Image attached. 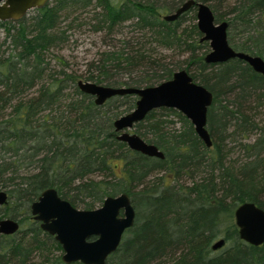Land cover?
Segmentation results:
<instances>
[{"label":"trees","instance_id":"trees-1","mask_svg":"<svg viewBox=\"0 0 264 264\" xmlns=\"http://www.w3.org/2000/svg\"><path fill=\"white\" fill-rule=\"evenodd\" d=\"M184 1L51 0L0 22V190L7 195L0 209L19 225L17 233L0 235V264H62L60 255L52 256L61 254L59 245L28 212L45 189L82 210L128 195L134 223L105 264H264V243L239 240L232 217L245 202L264 212V122L258 119L264 78L235 59L204 64L208 45L199 42L194 14L187 18L193 8L173 22L162 20ZM193 1L227 23L233 50L264 62V0ZM82 10L107 42L77 74L51 51L67 41L61 22ZM178 70L211 94L205 124L211 146H203L177 111L159 108L131 132L154 145L162 160L116 140L112 122L133 109L134 96L95 106L76 87L77 81L149 87ZM235 149L241 158L234 160ZM218 239L224 245L213 252Z\"/></svg>","mask_w":264,"mask_h":264},{"label":"water","instance_id":"water-1","mask_svg":"<svg viewBox=\"0 0 264 264\" xmlns=\"http://www.w3.org/2000/svg\"><path fill=\"white\" fill-rule=\"evenodd\" d=\"M47 1L0 0V22L18 20L28 11L42 7ZM191 8L194 9L195 27L200 34L199 42L208 45V52L202 58L204 64L218 65L235 59L264 78L262 59L233 50L226 39L227 23L217 22L204 2L186 0L173 12L163 15L162 20L173 22ZM76 87L91 96L95 106H101L113 97L132 95L136 98L133 109L112 122L113 131L117 133L116 140L133 152L163 159L162 153L154 145L144 142L131 132L133 126L141 122L150 111L159 108L177 111L190 123L203 146H211L205 129L211 94L194 83L184 70L175 71L168 80L149 87H108L82 81H77ZM6 203L7 195L0 190V207ZM28 212L31 220L38 223L39 229L59 245L62 264H105L106 258L115 252L124 232L132 227L135 218L130 198L124 193L107 196L98 207L82 210L59 198L53 189L43 190L30 203ZM232 217L239 240L254 247L264 243V212L261 209L245 202L233 210ZM18 231L16 220L7 217L0 219V235L11 236ZM223 245V240L218 239L210 245V250L216 251Z\"/></svg>","mask_w":264,"mask_h":264},{"label":"rangeland","instance_id":"rangeland-1","mask_svg":"<svg viewBox=\"0 0 264 264\" xmlns=\"http://www.w3.org/2000/svg\"><path fill=\"white\" fill-rule=\"evenodd\" d=\"M48 0L47 2H50ZM87 10L70 12L68 13V18L61 22L60 28L65 30V34L67 36V41L64 45L56 50H52L51 53L55 56H60L66 63L68 70L75 72L77 74H82L86 67L87 63L96 58V54L103 50L106 46L107 40L104 39V35L101 32H93L91 30V26L87 24L88 15L86 13ZM193 13H189L187 18ZM189 20H186L188 23ZM195 24V21L193 22ZM189 24V23H188ZM127 29H123V32H126ZM3 40V31L0 30V44ZM5 46L0 45V52L4 51ZM51 55V54H50ZM258 119L264 122L263 116H258ZM257 119V120H258ZM172 120V119H169ZM263 125V123H261ZM232 155V159H236L238 156L241 158V155L236 153ZM186 184L187 181L185 179L181 180V184ZM80 209V208H77ZM11 212V208H9L8 213ZM7 217V211L5 209H0V217ZM222 248L216 250L219 251ZM214 252V251H213ZM60 253L54 251L52 256H59Z\"/></svg>","mask_w":264,"mask_h":264}]
</instances>
